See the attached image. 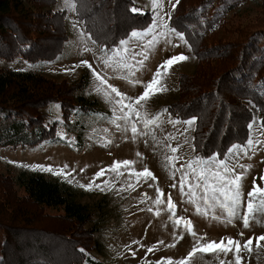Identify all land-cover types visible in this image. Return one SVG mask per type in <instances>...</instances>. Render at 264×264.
<instances>
[{
	"label": "trees",
	"instance_id": "trees-1",
	"mask_svg": "<svg viewBox=\"0 0 264 264\" xmlns=\"http://www.w3.org/2000/svg\"><path fill=\"white\" fill-rule=\"evenodd\" d=\"M57 1L0 0V57L57 59L69 38L66 12L44 11ZM207 1L218 5L223 0H179L170 19L171 27L191 44L197 65L195 74L180 75L182 97L169 109L179 119L196 118L194 145L202 156L223 155L232 144L245 143L256 113L264 127V18L244 24L239 17L254 8H262L264 15V0L240 9L226 6L212 17L203 8L205 29L196 32L202 22L197 7ZM74 2L86 32L108 49L145 28L151 17L130 11L134 0ZM220 29L223 36L218 38ZM87 86L86 76L71 83L40 72L0 68V147H29L54 138L56 124L48 121L45 107L60 101L65 117L77 106L86 110L97 105L85 93ZM86 196L39 171L0 169V264L90 260L87 252L101 249L96 237L101 225L93 223L94 216L108 202L104 197L85 201Z\"/></svg>",
	"mask_w": 264,
	"mask_h": 264
},
{
	"label": "rangeland",
	"instance_id": "rangeland-1",
	"mask_svg": "<svg viewBox=\"0 0 264 264\" xmlns=\"http://www.w3.org/2000/svg\"><path fill=\"white\" fill-rule=\"evenodd\" d=\"M134 3V7L139 9V12H149L151 16L145 28L135 30L143 31L149 26H155L154 32H149L143 38V50L147 52L149 58L145 61L143 69L136 72L135 79L143 82L140 85L133 86L126 80L119 78V75L127 74L126 70L124 73L114 75L110 70L104 68L103 63L97 58L101 55L100 47L97 44H93L92 39H87L89 34L86 32L83 23L77 18L75 7L69 10L70 5L75 6L74 0H70V5H66L65 0H58L44 7V11L47 12H66L69 38L57 59L31 60L21 55L11 60L0 57V68L4 69L40 72L47 77L57 80L65 79L71 83H75L82 76H86L88 86L85 93L98 102L97 105H92L86 110L77 106L70 116L64 117L60 101H54L45 107L48 121L56 124L54 138L35 146L0 147L1 170L11 167L16 171H39L51 178L66 182L71 180V185L85 192L87 195L84 198L85 201L93 202L102 197L107 199L108 205L101 210L97 208L93 222H98L101 225L100 231L96 234L97 240L101 243V249L88 251L87 257L90 260L80 264H157L162 258L171 257L176 260L186 257L188 252L191 251L194 241L184 231L182 226L177 228L173 220L169 218L172 213L166 210L168 194H171L172 200L176 205V217L190 219L197 234L206 235L207 240L219 242L221 238L231 237L243 244L250 237L255 238L264 234V217H257L260 223L252 221L250 222V228L245 229L241 220H235L232 225H224L210 218L198 216L195 212V206L187 202V197L182 198L181 196L178 183L181 174L177 172L173 177L170 175L171 169L165 168L166 161L164 157L166 155L183 157V160L177 162V167L184 160L193 156L209 157L199 155L196 148L195 151H192V146L195 147L194 132L196 121L191 127L186 124L176 123L173 125L168 122L169 120L187 121L190 119H179L169 108L182 97L180 75L195 74L197 57L192 46L189 48L182 44L174 35L159 37V43L154 48L147 47V43L152 39L153 35L167 31L163 26L165 23L169 28H172L170 25L171 18L169 19L166 14L171 13L172 15L174 13L178 5L176 0H162V7L159 8H153L151 0H134ZM250 3H252V0H223L218 5L210 1L204 2V4L197 7L198 15H200L202 22L194 30L202 32L205 29L206 19L204 17L206 15L203 14V8H206L209 12L207 15L212 17L217 14L218 10L221 11L226 6L235 4L238 6L237 9H240L243 8V4L247 6ZM173 4H176L175 9L172 7ZM253 6L256 7V5ZM157 12H159L160 17H163V20L157 16ZM230 13H227V15ZM261 14L262 8H254L239 17L244 20V24L248 22L256 24L257 20L264 18V15ZM73 22L76 23L75 27ZM81 33L85 36L87 47L92 48L94 52L83 51L84 43L79 38ZM217 34L218 38L222 37V30L220 29ZM185 39H187L186 36ZM125 40H129L130 51L141 50L138 47V42L131 38L130 34ZM167 40H171L172 43H167ZM119 47L118 45L114 48ZM179 54H184L189 59L175 63L170 68L162 81V86L167 90L159 92L142 101L141 105H137L138 110L141 113H146L149 118L159 116V126H151L150 131L155 134L156 141H161V143H156L151 135L137 137L133 140L130 132L117 131L115 126L110 123L113 115L111 105L105 100L103 95L95 92L94 89L98 81L95 79L92 70L81 64V61H88L97 72L102 74L106 72L109 84L127 96L137 98L145 91L144 85L152 79L158 65L171 56ZM123 58L131 64H136L137 68H139L137 61L143 59V56L130 59L125 54ZM117 99L119 98L117 97ZM128 102L127 100L125 101V103ZM132 102L134 103V100ZM165 109H167L166 112L164 111ZM254 121L256 123L250 130V134L254 141L260 140L262 143L255 144V150L249 152L248 156L239 157V164L252 166L242 181L245 193V204L241 208L242 214L246 209L247 193L253 187V180L255 179V183L260 187H264V180L260 179V177L264 176V127L261 125L257 113ZM138 126L142 127V125ZM169 136L174 137V139H168ZM108 140H111L110 144L105 143ZM163 145H170L171 147L180 145V147L178 152L173 154L169 147H164ZM137 153L141 155L138 156ZM220 158H223V155ZM124 160L135 161V164L131 167L137 171L147 167L155 175L156 180L149 179L145 182L141 178L135 190H130L127 185L128 183L136 184V177H130L131 169L122 166L119 169V172L123 173L122 175L106 171L104 176L95 180L91 190L80 186L88 185L92 182L94 175L101 169H109L114 162ZM229 163H235V158ZM31 165L51 166L52 171L32 168L30 167ZM65 165H67V168L64 170L70 172L71 176L65 178L64 175H56L55 172ZM242 171L243 169L236 168L237 173ZM105 180L108 181L109 185L113 186L111 191H108L107 186L103 184ZM174 182L177 183L176 188L171 187ZM95 184H101L102 187H105V190L97 189ZM149 184L153 186L149 187ZM157 187L164 193L163 199L165 203L161 205L153 203V200L158 195ZM145 193L150 199H145ZM149 209L152 210L149 211ZM157 209H160L159 215L156 214ZM241 233H243L242 236ZM181 234H183V239H179ZM2 240L3 232L0 230V257ZM134 241L136 243H133ZM160 241H163V244L159 243ZM260 243L261 247L257 249L254 239L253 251L241 252L242 264H264V241ZM170 244H175L176 246L167 247ZM149 248H153V251L149 252ZM221 260L234 261V253L230 252L227 256L224 253H197L190 261V264H219Z\"/></svg>",
	"mask_w": 264,
	"mask_h": 264
},
{
	"label": "snow or ice",
	"instance_id": "snow-or-ice-1",
	"mask_svg": "<svg viewBox=\"0 0 264 264\" xmlns=\"http://www.w3.org/2000/svg\"><path fill=\"white\" fill-rule=\"evenodd\" d=\"M153 8L162 7V0H151ZM179 3V0H176V4ZM66 5H70V0H65ZM176 4H173L172 7L175 9ZM74 5H70L69 10L74 8ZM133 13H137L140 10L137 8L130 9ZM169 19L171 18V13H167ZM157 16L163 20V17ZM73 26H76V23L73 22ZM164 28L167 29L165 32H161L157 35H153L152 39L148 41L147 47L154 48L156 44L159 43V37L174 35L180 42L189 48L191 45L188 43V40L185 39L184 33L178 32L165 23ZM155 26H149L146 30L143 31H132L130 33L131 38L135 39L138 42V47L141 48L140 51H130L129 50V40L122 39L119 41V48L108 49L107 46L100 47L101 55L97 57L104 65L105 69L110 70L114 75L119 73H124L125 70L127 74L119 75V78L126 80L133 86L142 84L143 82L139 79H135L136 72L143 69L145 61L148 60L149 56L145 50H143V38L149 33L154 32ZM80 40L84 43L83 51L84 52H94L92 48L87 47V41L83 33L80 35ZM87 39H92L89 35ZM167 43L171 44V40H167ZM93 44H96V41L92 40ZM178 47L179 45H173ZM111 53V54H109ZM95 54V53H94ZM127 54L130 59H135L137 56H143V59L138 60L137 68L136 64H131L126 61L123 57ZM119 57V59H117ZM189 57L184 54H179L176 56H171L169 59L164 61L162 64L158 65L157 71L153 74L152 79L144 85L145 91L137 98L129 97L126 94L119 91L116 87L108 83L107 73L102 74L97 72L92 65L86 61L82 60L81 64L86 65L93 72L95 79L98 81L97 86L95 87V92L97 94L103 95L105 100L111 105L112 110V119L110 123L113 124L117 131L124 133H131V138L135 140L137 137H143L151 135L152 139L156 141L155 134L150 131L151 126H159V116L148 117L146 113H141L137 105H141L142 101L149 99L155 94L166 91L167 89L162 86L163 78L168 74L170 68L178 62L186 61ZM78 66V65H77ZM76 67V66H74ZM114 94V95H113ZM117 97L119 99H117ZM129 101L125 103V101ZM134 100V103L132 102ZM58 107V106H57ZM165 112L167 109L164 110ZM196 121L195 117L190 118L187 121H177L169 120L168 122L175 125L176 123L186 124L191 127ZM256 122L250 123L248 128L251 130ZM264 123V122H262ZM138 125H142L139 127ZM168 139H174V137L169 136ZM147 142V141H146ZM105 143L110 144L111 140L106 141ZM156 143H161V141H156ZM187 143V141H185ZM260 140H253L251 134H249L248 139L243 144H233L231 145L226 152L223 154V158L220 153L213 154L209 157H200L193 156L187 160H184L183 163L179 164V167L176 166L178 161L183 160V157L178 155H166L164 157L166 164L164 165L166 169H171L170 175L173 177L177 172H179V191L182 198L187 197V202L195 206V212L198 216L204 218H210L213 221L219 222L224 225H232L235 220H241L245 229L250 228V222L255 221L260 223V220L257 217H264V187H260L253 180V187L247 193L246 200V209L243 214L241 213V208L245 204V193L243 191L242 181L245 179L247 171L252 167L251 165H242L239 164L240 156H248L249 152L254 151L255 144H261ZM164 147H169L171 153L175 154L178 152L180 145L176 147H171L170 145H163ZM192 151H195V147L192 146ZM140 156V153H137ZM235 158V163H229V161ZM135 161L124 160L117 161L109 169H101L97 172L93 181L88 185H80L85 187L88 190H91L94 182L99 177L105 175L106 171L116 172L118 175L123 173L119 172V169L124 167H129L130 177H136V184L128 183L127 187L130 190H135L137 184L140 182L141 178L146 182L149 179L155 181V175L145 167L141 171L135 170L133 166ZM27 166V165H25ZM32 168H41L44 171H52L51 166L43 165H31ZM67 168V165L55 172L56 175H64L65 178L71 176L70 172H66L64 169ZM236 168L243 169L242 172L237 173ZM83 171V170H81ZM261 180H264V176L260 177ZM71 183V180H68ZM107 186V190H112V185H109L108 181L103 182ZM152 187V184L148 185ZM95 187L101 191L105 190V187H102L101 184H95ZM172 188L177 187V183L171 185ZM158 195L156 196L153 203L156 205H161L165 203L163 199L164 193L159 187L156 188ZM145 199H150L147 196V193L144 194ZM167 208L166 210L171 212L172 215L169 217L173 220L174 225L179 228L183 227L184 231L191 236L194 241L191 251L188 252L186 257L174 260L171 257L162 258L157 264H190V261L197 253H213L219 254L224 253L227 256L228 253H234V261H225L221 260L219 264H242V251L252 252L253 240L256 241V248L261 247V241H264V234L259 237H250L241 244L239 240H235L231 237L221 238L219 242L215 240H207L206 235H198L194 230V225L190 219L184 217H176L175 209L176 205L172 200L171 194L167 196ZM152 209H149L151 211ZM187 211V209H185ZM157 215L160 214V209H157ZM243 233H241V236ZM183 234L179 239H183ZM226 241V242H225ZM133 243H136L135 241ZM159 243L163 244V241ZM175 244L167 245V247H175ZM155 248V246H153ZM153 248H149L148 251H153ZM84 252L83 249L80 250ZM134 255V253H133Z\"/></svg>",
	"mask_w": 264,
	"mask_h": 264
}]
</instances>
